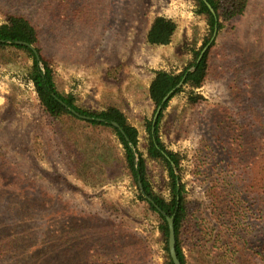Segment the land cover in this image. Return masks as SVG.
<instances>
[{
    "label": "rangeland",
    "instance_id": "1",
    "mask_svg": "<svg viewBox=\"0 0 264 264\" xmlns=\"http://www.w3.org/2000/svg\"><path fill=\"white\" fill-rule=\"evenodd\" d=\"M198 8L195 0H0V24L9 13L28 16L41 31L40 47L52 60L62 92L73 94L86 109L103 110L105 100L112 98L124 110L139 130L153 191L171 200L167 167L148 158L147 127L157 111L148 89L156 71L179 74L188 68L209 38L207 18ZM157 16L178 24L169 45L146 41ZM214 41L212 75L201 88L192 91L186 85L173 96L160 125L166 149L180 157L176 175L185 185V196L211 227L220 219L211 206L227 211L221 192H255L264 174V161L254 164V156L264 154V0H250L245 15L225 23ZM32 64L23 53L0 54V192H25L34 205L29 220L17 215L12 222L4 214L13 212L16 200L2 198L0 233L21 241L18 257L43 247L32 258L50 264H87L93 254L96 264L105 259L169 264L160 220L128 174L91 186L68 168L29 79ZM192 94L201 96L198 103L190 101ZM220 220L224 225L229 221L225 216ZM59 222H64L65 242L57 254L51 248L60 236L51 228L57 230ZM252 223L259 251L264 221L255 204ZM246 227L249 234L250 223ZM222 241L213 247L183 244L187 264H239L232 262L236 254ZM231 245L238 246V253L245 248ZM257 250L254 264H261ZM11 256L16 257H3V264L19 262Z\"/></svg>",
    "mask_w": 264,
    "mask_h": 264
},
{
    "label": "trees",
    "instance_id": "2",
    "mask_svg": "<svg viewBox=\"0 0 264 264\" xmlns=\"http://www.w3.org/2000/svg\"><path fill=\"white\" fill-rule=\"evenodd\" d=\"M198 5V13L207 18L210 35L203 44V47L196 53L194 61L183 72L176 74L165 70L156 71L155 78L151 82L148 89V98L156 105V109L162 104L164 98L175 89L186 76L183 86L176 89L171 98L183 91V87L189 85L192 91L201 88L210 78L213 71V63L211 62V53L216 46L215 41L210 45L201 59L200 56L204 48L210 43L215 29L218 33L225 27V23L234 22L236 19L245 15L250 0H207L214 10L216 16L211 12L204 0H195ZM178 30V24L171 18L165 16H157L154 18L146 33V41L150 45L164 46L171 44ZM41 31L39 27L26 15L21 13H9L8 20L0 24V54L9 53L10 55L25 54L33 60L32 66L29 68V79L33 82L35 90L38 94L41 106L46 113L51 125L53 136L58 140V150L64 157L66 165L73 174L82 181L91 186H101L115 179L117 175L128 174L134 182L139 185L142 180L145 194L148 195L162 210L148 200L145 195L141 194V199L146 201L149 208L157 214L160 220V230L163 233L168 252L169 264H174L169 253V225L166 213L175 218V229L177 239V252L182 264H187L186 255L183 244H191V246H203L212 244L222 245L227 251H234L236 254L232 256V262L239 264H254V204L257 213L264 221V174L262 180L258 181L255 192H221L227 202V211L217 209L219 205L211 206L215 213V217H227V225L219 219L218 224L211 227L201 214L198 213L197 206L185 196V185L181 184L179 177L176 175V168L180 165V157L177 153L166 149L160 137V125L164 115V111L169 106L171 98L163 105L162 112L157 120L156 125L153 122L148 124L149 140L148 158L153 161L162 162L169 172L171 179V200H167L154 192L147 178V160L144 153L139 148L140 138L139 130L129 122L124 110L111 98L105 101L107 104L103 110L94 111L80 106L77 98L69 93L62 92L57 83V75L52 65V60L46 58L40 47ZM26 42L33 46L36 50L29 46L20 44ZM193 93V92H192ZM190 101L196 104L201 99L199 95H191ZM255 119V118H254ZM114 122L120 125V128L114 126ZM254 153H256L254 151ZM254 156V164L264 161V154ZM169 157V158H168ZM3 175L0 172V182L3 183ZM15 199L12 204L13 212H6L4 216L13 222V218L20 215L25 221L30 219L33 211V203L27 197L25 192H0V204L2 198ZM214 197L217 201L221 198ZM216 202V201H215ZM214 205V204H213ZM225 213V214H224ZM53 215V214H51ZM1 216H3L1 214ZM33 217V216H32ZM211 217V216H210ZM19 218V217H18ZM2 223H6L3 219ZM75 219H72V222ZM251 220V222H249ZM239 222L240 224H236ZM64 223V222H62ZM57 223L58 229L52 231L60 236L59 241L55 243L51 250L59 254L62 250L60 242H65V226ZM250 229L248 234V227ZM9 225V224H8ZM224 225V226H223ZM226 234V237H223ZM260 235H264L260 234ZM231 243L243 244L240 253L238 246L233 247ZM21 245L16 235L8 233H0V264L12 253L20 259L17 264H32L33 261L40 264H50L44 258H35L36 255L44 249L33 248L30 255H22L18 257ZM250 247V248H249ZM234 248V250H231ZM215 249V248H214ZM220 249H222L220 247ZM236 249V250H235ZM93 254L94 248H89ZM44 251H42L43 253ZM250 253V254H249ZM91 255L87 264H96L95 256ZM256 255L260 257L261 264H264V247L257 250ZM104 260V264H114ZM258 260V259H256ZM126 264V263H117Z\"/></svg>",
    "mask_w": 264,
    "mask_h": 264
},
{
    "label": "water",
    "instance_id": "3",
    "mask_svg": "<svg viewBox=\"0 0 264 264\" xmlns=\"http://www.w3.org/2000/svg\"><path fill=\"white\" fill-rule=\"evenodd\" d=\"M207 4V6L209 7V9L211 10V12L216 16V11L214 10V8L212 7V5L207 1L204 0ZM218 35V28L215 29L214 35L210 41V43L204 48V50L202 51V54L200 56L199 59H201L203 57V55L205 54V52L208 50V48L210 47V45L212 44V42L215 40V38ZM20 44L26 45L31 47L32 49H34V51L36 52L35 48L33 46H31L30 44L26 43V42H19ZM186 79V76L183 78V80L179 83V85L173 89L163 100L162 104L157 108V111L155 113V117H154V125H156L157 120L162 112L163 109V105L171 98L172 94L176 91L177 88L183 86L184 81ZM114 126L120 128V125L116 122L113 123ZM169 158V157H168ZM139 188L140 190L143 192V194L145 195V197L150 200L157 209H159L160 211H162L158 205H156V203L152 200V198H150L148 195L145 194V190H144V186L142 183V180H139ZM163 214L166 216L167 221H168V225H169V253L171 256V259L173 261L174 264H182V261L179 258L178 252H177V239H176V229H175V218L174 216H169L166 213L163 212Z\"/></svg>",
    "mask_w": 264,
    "mask_h": 264
}]
</instances>
